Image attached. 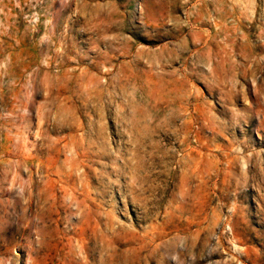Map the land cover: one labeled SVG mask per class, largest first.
Masks as SVG:
<instances>
[{"label":"rangeland","instance_id":"rangeland-1","mask_svg":"<svg viewBox=\"0 0 264 264\" xmlns=\"http://www.w3.org/2000/svg\"><path fill=\"white\" fill-rule=\"evenodd\" d=\"M0 264H264V0H0Z\"/></svg>","mask_w":264,"mask_h":264}]
</instances>
